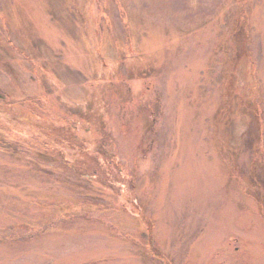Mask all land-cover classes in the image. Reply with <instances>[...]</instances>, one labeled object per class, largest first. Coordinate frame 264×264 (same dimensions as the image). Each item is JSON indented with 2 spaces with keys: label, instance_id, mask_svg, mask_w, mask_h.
Wrapping results in <instances>:
<instances>
[{
  "label": "rangeland",
  "instance_id": "rangeland-1",
  "mask_svg": "<svg viewBox=\"0 0 264 264\" xmlns=\"http://www.w3.org/2000/svg\"><path fill=\"white\" fill-rule=\"evenodd\" d=\"M50 2L0 0V264H264V0Z\"/></svg>",
  "mask_w": 264,
  "mask_h": 264
},
{
  "label": "trees",
  "instance_id": "trees-1",
  "mask_svg": "<svg viewBox=\"0 0 264 264\" xmlns=\"http://www.w3.org/2000/svg\"><path fill=\"white\" fill-rule=\"evenodd\" d=\"M70 2V1H69ZM54 7H55V9H60L61 7H65V5H61V4H59V3H57L56 2V0H51V2H50ZM74 3V5H76L75 4V2H73ZM55 4V5H54ZM65 4V3H64ZM77 6V5H76ZM60 7V8H59ZM69 8H71V5L70 6H68ZM53 13H56V12H53ZM87 14L85 13L84 14V17L85 18H83L84 20L86 19V18H88V20L90 21L91 20V17H89V16H86ZM83 20V21H84ZM84 22H86V21H84ZM86 26V25H85ZM88 26H86L85 28L86 29H84V31L82 32V34H81V36L83 37V38H85V41L86 40H93V39H90V38H88V36L89 35H92V37H93V34L95 33V34H97L98 32H97V30H91L89 27L87 28ZM86 33L85 35H87V36H85L83 33ZM93 33V34H92ZM78 35H79V31H78ZM94 38V37H93ZM22 52L24 53V55H25V50H22ZM92 53V52H91ZM93 54H94V57H96V62H97V65H98V63L100 62V64L101 65H103V62H104V58H103V54H102V52L101 51H97V50H95V52L93 51ZM95 67H97V66H95ZM95 72L97 73V75L95 76V78L96 79H103L102 78V74H100V70H95ZM117 77V76H116ZM110 82H112V80L110 81ZM33 101H34V103H31L32 105H31V108H33V109H35V110H37V109H40V106H42L43 105V99L41 98V96H37V97H34V98H31ZM21 101H23V100H21ZM15 102H17V100H15V99H12V98H9L6 94H4L3 92L2 93H0V104H3V105H11V103H15ZM23 102H25V100L23 101ZM83 118V117H82ZM84 119V118H83ZM88 119V118H87ZM70 131H71V133H72V135L71 136H74V133H73V129H70ZM66 136V135H65ZM66 138V137H65ZM66 140H70L69 139V137H67L66 138ZM19 147H20V144L18 143V142H16V141H10V140H2L1 141V143H0V149H2V150H4L5 152H10L11 154L13 153V154H17L18 152L20 153V151L18 150L19 149ZM99 150H101V151H99ZM27 151L28 150H24V153H22V156L23 155H26L27 154ZM98 151H99V154H101L103 157H105V156H107L108 157V155H107V151H105V149H103V147H100L99 149H98ZM31 153V155L34 157V158H36L37 160L36 161H34V160H32V166H33V168L34 169H36V170H43V168H39V167H42V163H40V159L41 158H43L42 156H44V155H40V154H38V153H36V152H30ZM31 156V157H32ZM94 159L97 161V162H100V160H99V158H98V156L97 155H94ZM35 166H38V167H35ZM86 171H89V169H85ZM86 173H88V172H86ZM74 215V214H73Z\"/></svg>",
  "mask_w": 264,
  "mask_h": 264
}]
</instances>
